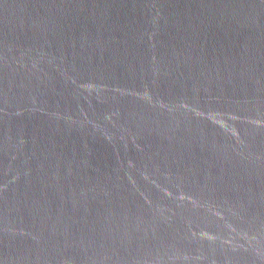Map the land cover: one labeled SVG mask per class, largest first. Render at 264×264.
<instances>
[{"label":"water","instance_id":"95a60500","mask_svg":"<svg viewBox=\"0 0 264 264\" xmlns=\"http://www.w3.org/2000/svg\"><path fill=\"white\" fill-rule=\"evenodd\" d=\"M0 264H264V0H0Z\"/></svg>","mask_w":264,"mask_h":264}]
</instances>
